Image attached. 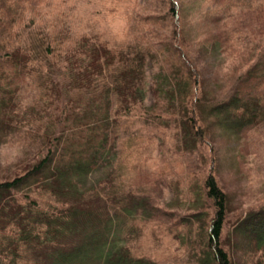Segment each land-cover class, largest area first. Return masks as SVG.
<instances>
[{"label": "rangeland", "instance_id": "obj_1", "mask_svg": "<svg viewBox=\"0 0 264 264\" xmlns=\"http://www.w3.org/2000/svg\"><path fill=\"white\" fill-rule=\"evenodd\" d=\"M178 1L182 16L193 11L204 21L193 30L202 35L198 45L185 49L200 71L205 96L222 101L234 91V97L239 77L264 54V0ZM168 4L169 0H0V181L22 176L37 163L39 152L46 154L47 144L60 147V119L78 111L72 83L77 86L74 75L87 50L100 54L105 48L116 53L117 61L122 60L119 52L124 49L128 56L136 43L166 39L172 35L168 29L174 19L147 23L142 15L167 16ZM154 60L146 63L145 91L137 94L140 99L144 94L141 104L126 113L114 95L109 97L115 103L111 115L118 114L115 119L122 125L111 166L125 192L135 195L128 209H137L121 218L126 232L119 236L122 250L156 264H198L212 214L204 194L205 178L212 172L229 197L224 247L236 264H264V254L252 252L245 235L250 215L264 207V119L245 125L230 114L211 116L205 140L198 141L187 126L186 113L172 108L173 87L162 82L163 63ZM257 71L255 77H264V63ZM254 91L248 86L251 98L246 99L262 98H253ZM165 96L168 105L158 112L156 102ZM255 102L244 101L251 106ZM99 104L108 111L107 97ZM104 174L90 175L86 188L99 187ZM48 180L31 189L0 192V264L78 263L75 236L37 238L40 230H47L39 212L54 217L65 213L62 198L56 201L47 191L55 183ZM96 190L110 202L105 190L91 192ZM98 201L87 204L92 207ZM90 213L93 220H107L106 212L100 217ZM67 249L69 256L63 261L59 256Z\"/></svg>", "mask_w": 264, "mask_h": 264}, {"label": "trees", "instance_id": "obj_2", "mask_svg": "<svg viewBox=\"0 0 264 264\" xmlns=\"http://www.w3.org/2000/svg\"><path fill=\"white\" fill-rule=\"evenodd\" d=\"M181 2L184 4V0ZM168 5L170 7L166 13L168 17L152 13L142 15V19L147 23L174 19L173 28L171 30L167 28L168 33L172 35L166 39H160V42L146 39L136 43L128 51V56H124V49L119 52L122 60L117 61L116 53L105 48L100 54L97 51L89 53L87 50L86 57L77 65L74 75L77 86L71 82L73 89L75 91L77 89L78 111L76 115L74 113L70 117L68 114L64 120L60 119L62 131L56 138L60 147L53 148L52 143L47 144L44 146L46 154L41 155L39 152L37 163L26 170L22 176L15 177L13 180L0 181V192L5 191L9 194V191H20L26 186H28L27 189H31V185L45 178L55 182L51 185L53 188H47V191L56 196V201L62 198L65 213L54 217L45 215V212H39L38 215L47 230H40L37 238L42 234L45 238L48 236V239L54 240L59 234L63 238L69 235L75 236L77 242L74 254L78 259L77 264H101L102 259L105 260L104 264H156L135 259L131 253L122 250L124 245L121 244L122 240L119 236L121 233L122 236L125 235L126 232L121 218L136 214L137 209L135 207H132L135 210L128 209L134 204L135 195L125 192V187L117 181V174L111 166L112 157L116 151L112 149L115 147L122 125L119 126V119H115L118 118V114H115V118L111 115V109L115 103L109 97L114 95L113 100L126 113L141 104L144 94L141 99L137 94L145 91L143 82L146 79L148 59L153 58L155 62L162 61L163 71L160 72V78L163 79L162 82L173 87L171 106L173 109H178L180 114L182 111L186 113L187 126L198 141L205 140L203 132L211 116L230 114L234 119L242 120V124L245 125L264 119V77H255L257 70L264 63V54L246 75L239 77L241 81L234 87L236 89L234 97L233 91L222 101L208 99L201 89L200 71L193 62H190L185 49L186 47L191 49L201 40V33H194L193 30H197V26L203 27L204 21L201 16L194 17L193 11H186V14L182 16L184 8L178 0H169ZM159 26L165 29L164 25ZM244 84L245 86L241 88ZM248 86L255 90L253 98L258 95L262 98L246 99L251 95L248 94ZM85 89H88L86 93H84ZM162 91L165 90L162 89ZM78 92L83 93L78 94ZM105 97L108 100L107 112L104 109L105 105H97ZM244 101L257 103L251 106V103L245 104ZM238 103H242L241 109L238 108ZM156 104L158 112L165 110V105H168L166 96L158 99ZM177 120L179 118L175 119ZM69 121H71L70 125ZM102 172L105 173L106 179L98 183L99 187L91 189L105 190L110 202L106 199L103 201L105 197H101L98 190L92 193V190L86 188L88 177L96 173L102 174ZM106 186H111L109 191L106 190ZM204 194L205 198L211 201L212 214L202 235L205 247L198 264H236L230 251L222 242L223 231L229 216V197L212 172H209L205 178ZM96 198L99 199L97 205L92 206L93 208L89 207L87 203ZM141 206L143 208L144 204ZM109 208L113 210L111 214ZM92 210L98 217L101 212L108 213L107 220L99 222L98 219H91ZM15 218L18 219V217ZM249 218L245 226V235L248 233L246 246L252 252L260 251L264 254V207L255 211ZM124 224L128 229L127 223ZM254 226L255 229H250ZM257 227L262 228L261 231L258 232ZM57 243L60 246V241ZM68 256L67 249L59 258L64 261Z\"/></svg>", "mask_w": 264, "mask_h": 264}]
</instances>
